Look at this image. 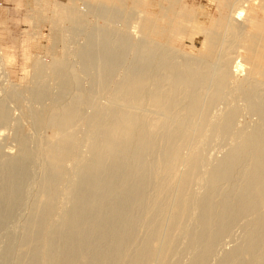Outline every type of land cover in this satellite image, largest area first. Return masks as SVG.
Returning a JSON list of instances; mask_svg holds the SVG:
<instances>
[{
    "label": "bare ground",
    "instance_id": "1",
    "mask_svg": "<svg viewBox=\"0 0 264 264\" xmlns=\"http://www.w3.org/2000/svg\"><path fill=\"white\" fill-rule=\"evenodd\" d=\"M153 1L169 18L163 37L187 35L182 44L193 52L152 40L150 22L136 41L109 25L89 34L77 69L66 62L36 68L28 94L34 106L23 113L44 135L32 150L18 124L17 154L0 152V264H264V69L254 77L258 60L240 77L237 61L253 49L252 19H239L247 0L221 3L228 13L211 29L182 0ZM64 18L84 21L75 13ZM82 76L91 79L88 90ZM107 94L141 108L102 106ZM2 101L1 127L10 113ZM149 104L166 117H149ZM250 113L258 121L249 129L240 119ZM51 126L55 138L46 136ZM211 141L229 148L203 173ZM22 209L27 216L13 220Z\"/></svg>",
    "mask_w": 264,
    "mask_h": 264
},
{
    "label": "rangeland",
    "instance_id": "2",
    "mask_svg": "<svg viewBox=\"0 0 264 264\" xmlns=\"http://www.w3.org/2000/svg\"><path fill=\"white\" fill-rule=\"evenodd\" d=\"M119 1L120 0H0V103L2 100L4 102L6 101L5 104L7 103L6 107L8 109L7 113L10 112L9 116L7 114V117H9L7 118V121L10 125L6 121L7 124L3 125L2 127L0 126L1 153L3 152V154H5L8 152H12V156H15L17 154V144L14 137L16 138L15 133L16 126L18 124L21 125V130L27 135L29 141L32 140L30 141L31 145H29V148H31L32 150L35 149L32 148V146L36 147V139L40 138L38 136L44 135V133H39V131L34 130L35 128L33 127L31 120L27 118L23 113L25 108L29 109V106H34V103L31 99H29L28 94L29 90H32L34 87L35 70L38 66L49 67L59 62H66L70 67L76 66L72 68V70L75 68L77 69L80 64L78 65L77 63L79 57L76 54H78L81 49L84 48L85 45H87L88 39L90 38L88 37L90 36L89 34L94 31L108 28L109 25V29L119 30L118 28H120L121 30H123V32L128 33L132 40L136 41L137 39L141 38V34L143 32L139 28L144 30V27H148L150 22L153 28V34L150 33V38L156 41L159 40L162 44L168 42L165 37L168 35L167 31L169 29V18L163 17L159 6L153 8V5H151V3L155 5L156 1L136 0V6H134V0H124V4H126L124 7H119ZM246 2L247 5L246 3L243 4V6L246 5V7L244 6L246 9L244 7H242L243 9L241 8L242 10H244V12L241 15L242 18L239 17V19L243 20L247 15L252 19V23L250 25L252 33H250L248 36V40L251 41L249 42L247 40V44L252 43L253 45L251 44V47L253 49L252 53H250L251 55L249 54L250 56H248V58L246 57L247 55L243 54V51H241V53L237 55V58H239L237 59V61H239L243 65V68L240 70L239 75L240 77H246L248 72L247 70L259 60L258 62L260 64H258L257 62L254 66V68L257 69H255L254 77L259 80L262 79V77H259L258 71H260V69H264V66H262V64L264 65V58L259 57V55L261 57H264V0H247ZM221 3L224 4L225 0H182L181 5H186L188 9L193 10L194 13H197V15L201 17L202 28L211 29V27L213 28L214 26L218 25L219 22L224 21V18L228 13V11H225V8L222 7ZM219 5H221V7H219ZM88 6H90V10H87ZM176 7V10L179 11V7ZM71 8L77 9L74 10ZM219 10H221L222 13H220ZM101 11L105 14H102ZM171 11L173 12V10ZM74 13L76 16L83 17V23L81 25H78L80 27L75 24L73 25L70 19L64 18V14L72 15ZM112 14H117V16L119 18H123V20H119V23L117 22V24L113 22L111 23L109 17ZM169 15L172 16V14ZM158 17L161 19V21ZM146 20L148 21V23ZM124 22H126V25L123 24ZM163 22H165L164 25ZM159 29L163 31L161 32ZM154 32L156 33V36ZM158 33L162 36H158ZM163 34H165V37H163ZM186 36L187 35L177 36V39L172 37L167 44L175 49L181 50L182 52H193L191 50V46H184L182 44V41L185 40ZM251 36H254L255 39H253L255 41L257 37V41L255 42L253 39H251ZM256 43H258V45ZM196 45L197 43L193 44V46ZM241 55L245 57L242 58ZM247 59H249V64L246 63ZM124 71L125 70L122 69L120 71V74L113 79V88L115 87V85L119 84V82L122 81L124 77ZM80 80L82 81L81 85L83 84V86L85 87L84 89L88 90V88H90L91 86V79L82 76ZM51 86L53 87L54 85L51 84ZM11 91L15 92V95L17 94L21 98V104L11 96L8 97V93ZM100 104L113 110H127L131 112H138L141 108V104L136 100H132L127 97L126 99H124L123 97H118L112 94H107L105 97H102L100 99ZM144 107L145 112L151 118L163 119L166 117V111L163 108L155 106L154 104L145 105ZM257 119L258 117L255 114L250 113L244 115L240 119V121L242 123L245 122L247 127L249 126L248 128L250 129V125L254 124L253 121L256 123L258 121ZM58 133L59 132L57 127L51 126L47 131V135H45L49 136L50 138H55ZM29 136H31L32 139ZM212 141L210 144H213V146L210 145L211 147H209L207 153L210 152L211 149H213L211 150L212 152H210L212 153L211 155H213V158L212 156H209L210 154H206L209 159L208 161L211 163L207 161V166L206 168H203V173H205L206 169L208 171V164L212 165V163H215L226 153L229 148L228 145V147L226 145L222 146V143L218 141V143L214 141V146V143ZM34 142L35 145L33 144ZM216 143L219 145H217ZM4 159V157L2 158L0 156V163L4 161ZM39 167L40 165L38 164L34 166L35 169L38 168V170H40L41 167ZM34 168L32 169L34 173L36 172L39 174L41 172V170L36 171ZM36 176V174L34 175V177L32 176V181L30 182H33V179H35ZM31 188H29L26 194L27 196L25 195V199L30 196L29 199H31V201H29L28 199L24 202L26 204L27 201H29L30 204H26L27 206L24 204L22 207L28 208H26V210L22 209V211L18 213L21 214L19 216L17 215V213L14 214L13 220H17L20 216V218L26 217L27 214L25 213L27 211V213H29V206H31V203L33 201V192H35L33 191L35 188ZM23 210L24 212H26L24 213ZM15 217H17V219ZM3 234L2 237L5 235ZM0 240V247L1 250H3L5 248L4 244L6 241L4 242V238H1ZM229 246L231 247V244H227L226 249H229Z\"/></svg>",
    "mask_w": 264,
    "mask_h": 264
}]
</instances>
